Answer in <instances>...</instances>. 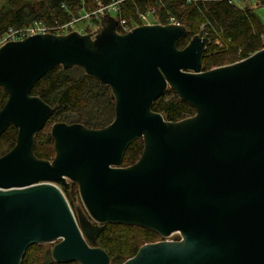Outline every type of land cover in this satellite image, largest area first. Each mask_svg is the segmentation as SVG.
Listing matches in <instances>:
<instances>
[{
	"label": "water",
	"instance_id": "95a60500",
	"mask_svg": "<svg viewBox=\"0 0 264 264\" xmlns=\"http://www.w3.org/2000/svg\"><path fill=\"white\" fill-rule=\"evenodd\" d=\"M181 24L119 34L107 13L95 32L45 33L0 47V137L18 129L0 157V264H22L50 244L45 264H112L99 237L107 224L134 226L162 241L123 264H264V49L204 69L210 39ZM81 68L108 86L114 120L104 128L55 123L53 160L36 136L56 107L32 89L48 72ZM172 89L195 115L167 121L154 103ZM139 160L122 167L133 142ZM76 184L75 216L61 188ZM180 236L179 240H168Z\"/></svg>",
	"mask_w": 264,
	"mask_h": 264
},
{
	"label": "trees",
	"instance_id": "16d2710c",
	"mask_svg": "<svg viewBox=\"0 0 264 264\" xmlns=\"http://www.w3.org/2000/svg\"><path fill=\"white\" fill-rule=\"evenodd\" d=\"M248 1L238 0L233 3L230 0H0V40L10 30L20 31L35 24L50 28L52 33L57 34L58 28L74 20H84L83 14L95 16L93 13L101 5L108 7L116 4L117 19H126L141 26L143 23L140 15L152 13L153 16H160L158 20L163 25L169 24L173 18L186 26L190 33L179 43L180 49L185 48L196 35L209 38L210 44L204 55V69L211 70L237 63L264 49V21L256 8L249 5L241 6L240 3ZM256 5L264 6V0H258ZM93 21L96 24L100 23L98 19ZM75 30L77 29L73 31ZM76 72L81 74L77 75ZM31 94L56 107L55 114L36 136L35 155L40 159L53 160L55 157L54 140L51 135L55 123H78L89 128L101 129L109 125L115 117V102L111 98L110 88L86 75L80 68L64 70L57 67L51 70L36 83ZM96 98H98L94 105L96 110L104 108L108 110L106 115L96 112L91 116L87 112L89 105L93 104ZM7 100L8 94L0 87V110ZM109 104L111 108L104 107ZM153 110L162 114L167 121L173 122L195 115V110L181 101L172 89L154 103ZM17 136L18 129L15 126H10L1 136L0 157L15 146ZM143 149V139L133 142L125 153L122 167L135 164ZM63 192L76 212L75 200L79 196L77 185L72 184L70 189H63ZM157 239L161 240L157 234L143 228L107 224L101 232L99 243L110 254L112 264H123L135 256L143 245L156 243L154 241ZM179 239L180 236L174 240ZM45 251L41 245L32 246L22 264H30L29 253H38L44 260L42 264H45Z\"/></svg>",
	"mask_w": 264,
	"mask_h": 264
},
{
	"label": "rangeland",
	"instance_id": "374dc122",
	"mask_svg": "<svg viewBox=\"0 0 264 264\" xmlns=\"http://www.w3.org/2000/svg\"><path fill=\"white\" fill-rule=\"evenodd\" d=\"M257 2H258V0H249L248 2H245L246 4L245 3H240V4H241V6L249 5L251 7L256 8V11H257L258 15L264 21V6L256 5ZM101 8H102V5L95 13H93L95 16H91V14H87V13L83 14L82 16H83L84 20H82V21L78 20V22L76 23V29L77 30H75V31H78V32H80L82 34L86 33L87 30H89L90 32H95L97 30V28L99 27L100 23L96 24V22H94L93 20H97V19L100 20V18L102 17ZM116 12H118V9H117ZM116 12L111 13L109 15L117 18ZM82 16H81V18H82ZM158 16L159 15H157V16L150 15L148 17L149 23H147L145 25L161 24V23H155V21L158 20ZM57 34H59V33H57ZM76 68H78V67H76ZM76 74L80 75L81 72H76ZM97 99L98 98H96V100H95V102L93 104L89 105L87 112H89L91 116H94L96 114V112H98V113L100 112L99 114L106 115V113H108V110H104V108L102 110H98V111L96 110L94 105L96 104ZM104 107L111 108V105L110 104L109 105H105ZM62 191H63V189H62ZM77 207H80V208L83 209V205H82V202H81L79 196H77V199L75 200V208H77ZM177 237L178 236H172L169 240H174ZM157 241L159 242V239H157L154 242H157ZM160 241H162V238H161ZM41 246L44 248V251H45V250H47L50 247V244H42ZM28 250H27V252H28ZM27 252H26V254H27ZM25 257H26V255H25ZM25 257H24V259H25ZM28 260H29L30 264H42V261H44V260H42V257H40V255L38 253H29Z\"/></svg>",
	"mask_w": 264,
	"mask_h": 264
},
{
	"label": "built area",
	"instance_id": "2783aa9c",
	"mask_svg": "<svg viewBox=\"0 0 264 264\" xmlns=\"http://www.w3.org/2000/svg\"><path fill=\"white\" fill-rule=\"evenodd\" d=\"M238 0H230V2L236 3ZM117 5L113 4L111 6L108 7H102L101 8V14L102 17L105 16L107 13L111 14L117 11ZM152 13H148L146 15L141 14L140 15V19L143 23V25L149 23L148 17L151 15ZM78 22V20H74L72 23L62 26L60 28H58L59 34H67L72 32L74 29H76V23ZM155 23H159L158 20L155 21ZM118 26H119V32L121 34H125L130 32L133 28L140 26L137 25L135 23L129 22L126 19H118ZM169 24H180L178 23L175 19H170ZM48 32H52V29L47 28L41 24H35L33 26H30L26 29H22L20 31H13L10 30L1 40H0V47L3 46L5 43L9 42V41H17V40H22L28 36H32V35H36V34H43V33H48ZM64 32V33H63Z\"/></svg>",
	"mask_w": 264,
	"mask_h": 264
},
{
	"label": "bare ground",
	"instance_id": "6f19581e",
	"mask_svg": "<svg viewBox=\"0 0 264 264\" xmlns=\"http://www.w3.org/2000/svg\"><path fill=\"white\" fill-rule=\"evenodd\" d=\"M118 25H119V24H118ZM118 32H119V26H118ZM48 33H52V32H48ZM43 34H45V33H43ZM119 34H121V33L119 32ZM125 34H126V33H125ZM40 132H41V131H40ZM40 132H39V133H40ZM0 138H1V137H0ZM35 144H36V143H35ZM72 184H73V183H72ZM72 184H71V185H72ZM75 185H76V184H75ZM70 188H71V186H70ZM70 188H69V189H70ZM62 189H65V188H61V190H62ZM62 192H63V191H62ZM63 194H64V192H63ZM64 195H65V194H64ZM65 197H66V196H65ZM66 199H67V197H66ZM67 200H68V199H67ZM80 200H81V199H80ZM68 202H69V201H68ZM69 204H70V203H69ZM70 206H71V205H70ZM71 209H72V207H71ZM83 209H84V207H83ZM72 210H73V209H72ZM73 212H74L75 216L77 217V213H76L74 210H73ZM170 238H171V237H170ZM170 238H169V239H170ZM169 239H168V240H169ZM75 263H76V262H75ZM53 264H54V263H53ZM57 264H58V263H57Z\"/></svg>",
	"mask_w": 264,
	"mask_h": 264
}]
</instances>
